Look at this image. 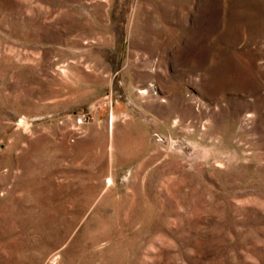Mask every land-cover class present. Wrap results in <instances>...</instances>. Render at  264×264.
<instances>
[{"label": "rangeland", "instance_id": "rangeland-1", "mask_svg": "<svg viewBox=\"0 0 264 264\" xmlns=\"http://www.w3.org/2000/svg\"><path fill=\"white\" fill-rule=\"evenodd\" d=\"M0 264H264V0H0Z\"/></svg>", "mask_w": 264, "mask_h": 264}]
</instances>
